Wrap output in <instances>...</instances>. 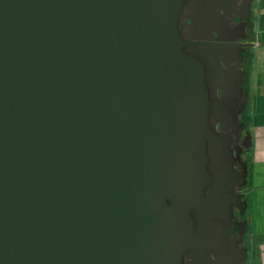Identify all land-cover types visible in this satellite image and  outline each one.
Instances as JSON below:
<instances>
[{
    "label": "water",
    "instance_id": "1",
    "mask_svg": "<svg viewBox=\"0 0 264 264\" xmlns=\"http://www.w3.org/2000/svg\"><path fill=\"white\" fill-rule=\"evenodd\" d=\"M185 1L0 0V264H213L240 88L230 45L185 52Z\"/></svg>",
    "mask_w": 264,
    "mask_h": 264
},
{
    "label": "flooded vegetation",
    "instance_id": "2",
    "mask_svg": "<svg viewBox=\"0 0 264 264\" xmlns=\"http://www.w3.org/2000/svg\"><path fill=\"white\" fill-rule=\"evenodd\" d=\"M257 3L258 0H199L194 3L193 0H186L179 17L180 34L188 44L184 48L185 52L202 61L207 70L211 68V62L217 59L220 46L230 45L234 49L228 55L222 54L226 61L221 64L227 71L229 88L233 89L234 80L240 88L238 110L231 105L234 100H228L229 109L237 110L239 124L224 118L221 119L222 125L213 117L210 120L216 134L227 141L235 160L233 174L240 177L232 188L231 213L225 223L221 250L217 249L211 253L213 264H255L251 260L252 252L254 253L253 234L252 220L248 214L251 207L249 187L252 174L250 90L258 39L254 16ZM217 11L222 15L221 18L217 16ZM200 15H209L202 30H198L197 23ZM232 69L239 72L238 76ZM208 86L211 100L216 105L225 91H219L213 80H208ZM209 193L211 190H208L206 195ZM194 216L196 217V214ZM193 262V258L187 255V260H184L183 264Z\"/></svg>",
    "mask_w": 264,
    "mask_h": 264
},
{
    "label": "crops",
    "instance_id": "3",
    "mask_svg": "<svg viewBox=\"0 0 264 264\" xmlns=\"http://www.w3.org/2000/svg\"><path fill=\"white\" fill-rule=\"evenodd\" d=\"M257 9L260 12L258 23L260 31L257 32L256 61L251 80L250 106L251 118L250 128L252 130V157H254V169L252 177L255 185L250 186L251 203L254 209L252 215V236L254 252L258 254L253 261L255 264H264V0H258ZM255 131V132H254ZM254 175V176H253ZM251 177V183H252ZM255 237H261L257 240ZM254 238L256 241H254Z\"/></svg>",
    "mask_w": 264,
    "mask_h": 264
},
{
    "label": "rangeland",
    "instance_id": "4",
    "mask_svg": "<svg viewBox=\"0 0 264 264\" xmlns=\"http://www.w3.org/2000/svg\"><path fill=\"white\" fill-rule=\"evenodd\" d=\"M259 14H260V12L258 11V9H256L255 10V14H254V16L256 17V20H255V24H256V29H255V31H256V33L257 32H259L260 31V28H259V24H257V21H258V19L260 18L259 17ZM255 132V131H254ZM250 134H251V144H252V130H251V128H250ZM253 156V155H252ZM254 157H252V159H251V169H250V171H252V168L254 169L255 167V165H254ZM254 176V175H253ZM251 177H252V174H251ZM255 185V178L253 179V177H252V183H251V178H250V186H254ZM250 205H251V207H250V209H249V214H248V216L251 218V220H252V215H253V212H254V209H253V206H252V203H251V200H250ZM257 240H259V239H261V237H255ZM255 238H254V241H256L255 240ZM262 244V246L264 247V243H261ZM252 248H253V251H254V248H255V246L254 245H252ZM256 249V248H255ZM260 251H262L263 253H264V248H262V247H260V249H259ZM257 254H258V251H255L254 253L252 252V255H253V258H255L256 256H257ZM252 261L254 260V259H251ZM255 263V262H254ZM257 264V263H256Z\"/></svg>",
    "mask_w": 264,
    "mask_h": 264
}]
</instances>
